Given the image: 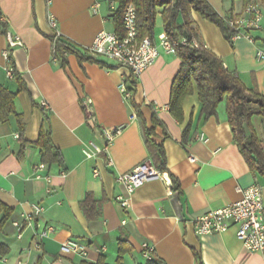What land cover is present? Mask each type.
Listing matches in <instances>:
<instances>
[{"label": "crops", "instance_id": "crops-1", "mask_svg": "<svg viewBox=\"0 0 264 264\" xmlns=\"http://www.w3.org/2000/svg\"><path fill=\"white\" fill-rule=\"evenodd\" d=\"M207 1L222 17H229L241 13L247 0ZM258 1L264 16V0ZM118 8L111 10L106 0H0L5 25L0 27V87L15 94L14 108L23 125L14 113L0 117V204L10 209L0 235L7 248L0 252V264H96L101 257L107 264H197L195 254L204 264H264V252L245 248L235 226L223 233L195 231L198 217L240 200L239 189L258 184L264 195V179L251 170L234 139L226 100L215 115L203 120L195 89L184 100L183 122L171 114V90L181 59L165 51L155 37L164 33L160 14L154 32L159 56L136 83L132 97L125 92V81H134L131 72L89 51L99 32L122 31ZM190 17L195 39L247 89L264 96V60L256 58L257 47L264 48V18L252 42L227 39L219 26L195 11ZM6 30L24 43L10 52L25 90L6 73ZM56 31L94 60L70 53L64 66L54 55L51 37ZM87 99L91 100L88 111L83 105ZM154 115L163 126H154ZM143 122L154 127L152 139L164 146L168 170L163 179L139 187L123 208L116 200L118 195L127 196L119 175L152 162ZM251 124L264 147V116H254ZM104 128L120 132L105 153L86 158L85 143L105 145ZM48 130L62 154L61 165L44 162V151L37 145L42 131ZM41 163L45 168L36 170ZM34 204L44 211L29 219ZM3 215L0 210V220ZM16 223L22 226L21 236ZM46 225L56 231L40 238L38 232ZM69 239L86 245L88 256L62 255L60 247ZM145 243L153 247L150 260Z\"/></svg>", "mask_w": 264, "mask_h": 264}, {"label": "trees", "instance_id": "trees-1", "mask_svg": "<svg viewBox=\"0 0 264 264\" xmlns=\"http://www.w3.org/2000/svg\"><path fill=\"white\" fill-rule=\"evenodd\" d=\"M118 21L122 28L123 12L128 4H133L137 10V28L139 37L150 36L154 39V32L157 17L160 14L164 24V32L168 36L169 42L175 48V53L181 59V67L177 73L171 90V100L169 109L171 114L182 123L184 120L183 103L184 100L195 92H198L200 111L203 120L217 113L218 106L226 100V108L229 123L234 133V139L240 147L241 153L249 164L251 170L264 179V147L258 138L255 129L251 124L254 116H264V96L256 90L247 89L236 74L225 69L223 61L207 48H195L191 45H183L182 38L191 41L197 37L192 26L190 17L193 11L199 13L203 18L219 26L227 39L231 40L233 30L227 24V18L222 17L207 0H117ZM182 18V22H180ZM0 27H5L1 22ZM54 55L65 66L67 55L75 53L81 60H94L84 56L70 40L62 36H52ZM8 66L14 69L9 56ZM14 78L20 83V90H25L26 86L22 79L14 70ZM126 88L131 97L136 91V82L125 81ZM15 94L0 87V117L5 119L9 114H16L21 128L22 119L14 108ZM141 117L138 106L133 102ZM142 118V117H141ZM154 126L161 125L159 118L153 116ZM146 141L150 150L152 163L161 171L167 172V157L164 146L156 143L152 139L153 128H148L143 122ZM191 124L184 131V142L189 141L188 133ZM37 145L44 151L43 161L49 164H62L63 158L60 150L54 145L51 139L50 130L42 131ZM176 180H173L175 183ZM0 210L4 215L0 220V235L3 233V226L7 221L10 209L0 204ZM124 247H120L122 253ZM0 252L6 253L7 248L0 243ZM197 264H204L197 254ZM96 264H107L106 259L101 257ZM121 264V263H119ZM150 264H154L150 262ZM156 264V263H155Z\"/></svg>", "mask_w": 264, "mask_h": 264}, {"label": "built area", "instance_id": "built-area-1", "mask_svg": "<svg viewBox=\"0 0 264 264\" xmlns=\"http://www.w3.org/2000/svg\"><path fill=\"white\" fill-rule=\"evenodd\" d=\"M111 10L118 8L117 0H106ZM97 10V7L95 8ZM51 26L56 30L57 22L53 15L50 17ZM263 9L258 0H247L244 10L239 14H234L227 18V24L233 30L234 34L231 41L240 38H246L255 42L253 32L262 28ZM122 31H101L93 41L89 51L98 57H103L111 61L116 67L126 68L131 72L132 79L138 83L143 73L152 66L159 56V46L150 36L139 37L137 28V10L133 4H128L122 16ZM9 48L5 51V57L9 60L10 49L18 46H24L21 37L11 32L5 31ZM54 36H60L57 33ZM160 46L169 53H175V48L169 42L167 34L164 32L159 36ZM183 45H191L195 48H206L205 45L199 43L195 38L191 41L186 38L181 39ZM256 58L264 60V48L257 47ZM7 76H14V69L7 67ZM124 91L128 92L126 85ZM129 93V92H128ZM130 95V93H129ZM91 100L87 99L83 105L88 111L90 109ZM47 107V103H43ZM88 117L92 116L90 113ZM120 132L119 128H104L103 135L105 145L100 146L95 142H88L83 145V153L86 158H94L105 153L112 143L114 137ZM192 162L196 161L194 156H190ZM45 168V164H39L35 169ZM39 176V175H38ZM164 173L161 172L152 162L145 161L137 165L130 172L119 175L118 181L125 187L127 196L118 195L117 202L123 207L129 206V197L142 185L154 178L163 179ZM50 180V179H49ZM242 198L238 201L230 203L225 207L211 210L206 214L198 217L194 223L195 231L199 235H207L212 233H223L231 226L237 228V237L241 240L245 248L251 251L264 252V195L260 185L254 184L250 187L239 189ZM44 211V207L40 204L33 205V213L28 215L29 219L34 214H40ZM19 236L22 235V226L16 223ZM56 231L52 225H46L39 232L40 238L49 237ZM37 246H39L37 244ZM62 255L77 254L82 257L88 256V247L79 243L74 239H69L62 243L60 247ZM153 247L148 243L144 244L145 256L150 260Z\"/></svg>", "mask_w": 264, "mask_h": 264}, {"label": "rangeland", "instance_id": "rangeland-1", "mask_svg": "<svg viewBox=\"0 0 264 264\" xmlns=\"http://www.w3.org/2000/svg\"><path fill=\"white\" fill-rule=\"evenodd\" d=\"M159 23H160V18H158V21L156 22V24H159ZM155 31H157V25L155 27ZM155 37L158 38L159 35L156 33Z\"/></svg>", "mask_w": 264, "mask_h": 264}]
</instances>
